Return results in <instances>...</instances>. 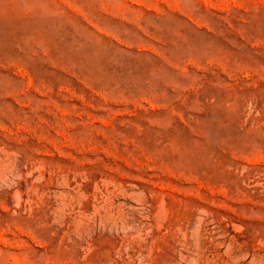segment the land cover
<instances>
[{
    "label": "rangeland",
    "instance_id": "rangeland-1",
    "mask_svg": "<svg viewBox=\"0 0 264 264\" xmlns=\"http://www.w3.org/2000/svg\"><path fill=\"white\" fill-rule=\"evenodd\" d=\"M0 264H264V0H0Z\"/></svg>",
    "mask_w": 264,
    "mask_h": 264
}]
</instances>
